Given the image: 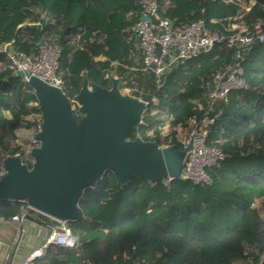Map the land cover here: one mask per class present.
Instances as JSON below:
<instances>
[{
	"label": "trees",
	"instance_id": "trees-1",
	"mask_svg": "<svg viewBox=\"0 0 264 264\" xmlns=\"http://www.w3.org/2000/svg\"><path fill=\"white\" fill-rule=\"evenodd\" d=\"M157 1L161 16L175 25L204 21L211 31L242 25L253 32L264 21V0ZM140 17L137 0H0V180L8 157L20 154L32 167L18 144L19 132L23 125L32 129V119L42 115L34 91L2 51L6 44L30 56L41 43L59 46L67 97L77 95L85 72L106 88L114 72L149 104L143 124L128 139L140 133L158 148L184 146L180 133L201 122L212 74L231 65L237 52L217 44L169 70L159 87L153 74L138 69L142 52L133 27ZM240 76L249 88L232 92L229 105L219 103L211 114L216 119L207 145L228 155L208 170L211 186L138 176L120 183L106 171L84 190L79 217L68 222L79 247L50 246L32 264H264V201L254 207L264 199V43L242 51ZM75 117H82L78 110ZM22 212L27 222L57 225L26 203L0 200L1 218Z\"/></svg>",
	"mask_w": 264,
	"mask_h": 264
},
{
	"label": "water",
	"instance_id": "water-1",
	"mask_svg": "<svg viewBox=\"0 0 264 264\" xmlns=\"http://www.w3.org/2000/svg\"><path fill=\"white\" fill-rule=\"evenodd\" d=\"M16 75L24 78L26 74L17 71ZM108 81L110 87H102L84 73L74 98L82 116L77 121L61 89L29 76L28 85L42 114L36 135L39 147L30 152L31 168L19 157L5 159L0 200L21 201L55 221L72 222L79 217L78 202L84 190L106 171L120 183L137 176L155 183L180 179L190 146L158 148L141 138L128 139L136 133L149 104L123 95L118 78L111 76Z\"/></svg>",
	"mask_w": 264,
	"mask_h": 264
},
{
	"label": "built area",
	"instance_id": "built-area-1",
	"mask_svg": "<svg viewBox=\"0 0 264 264\" xmlns=\"http://www.w3.org/2000/svg\"><path fill=\"white\" fill-rule=\"evenodd\" d=\"M137 1L141 8V17L134 25L133 32L138 39L139 49L142 52V63L138 69L153 74L159 87L162 86V79L169 70L189 59L210 51L217 44L223 43L227 49H235L237 52L236 60L231 65L222 71H216L212 74L211 79L207 83L209 87L207 95L209 103L205 114L201 122L191 129L184 141V146L189 145L190 150L185 156L180 180L202 186H211L213 181L208 174V170L228 158V155L222 149L207 145L208 128L215 123L216 119L211 114L219 103H223L226 106L229 105V95L232 92L249 88L248 84L240 76L242 51L255 43H264V21L257 23L253 32H249L242 25H233L231 29L223 33L209 30L205 26L204 21L175 25L170 19L161 16L157 0ZM2 51L7 53L15 73L22 71L26 74L22 78L26 83H28L29 76L36 77L64 92V82L59 75L62 53L59 46L51 44L40 45L36 56H30L15 50L10 44H6ZM120 84L123 95L134 97L133 89L126 87L121 80ZM68 98L72 104L75 103V97ZM145 115L146 111L142 114L138 125L143 124ZM35 118L36 131L32 137L30 150L39 147L36 135L41 130L42 115ZM140 135V133H137V138H140ZM14 156L20 158V154ZM165 182L169 184L172 181L168 179ZM25 219L26 215L22 212L13 217L12 221L23 223ZM56 222L57 225L52 227L50 236L43 249L28 256L24 264H32L36 258L42 257L50 246L70 250L79 247V240L73 235L68 222Z\"/></svg>",
	"mask_w": 264,
	"mask_h": 264
},
{
	"label": "crops",
	"instance_id": "crops-1",
	"mask_svg": "<svg viewBox=\"0 0 264 264\" xmlns=\"http://www.w3.org/2000/svg\"><path fill=\"white\" fill-rule=\"evenodd\" d=\"M51 230L46 224L39 226L26 219L19 223L0 217V264H24L28 256L43 249Z\"/></svg>",
	"mask_w": 264,
	"mask_h": 264
},
{
	"label": "rangeland",
	"instance_id": "rangeland-1",
	"mask_svg": "<svg viewBox=\"0 0 264 264\" xmlns=\"http://www.w3.org/2000/svg\"><path fill=\"white\" fill-rule=\"evenodd\" d=\"M113 73L114 72L109 73L108 77L113 76ZM113 77H116V76H113ZM153 102L155 104L158 103V101L156 99H153ZM72 105H73V108L75 110H77V105L76 104H72ZM35 119L36 118H33L32 120L34 121ZM35 131H36V124L33 126L32 129L27 128L26 125H23L21 130H20V132H19V142H18V144L21 145L25 155H29L30 154V151H31L30 149L32 147L31 141H32V137H33ZM165 131H167V130H165ZM187 135H188V133H184V132L181 131L180 138H181L182 142L185 141ZM263 201H264V199L257 200L254 207L260 209L261 206H262Z\"/></svg>",
	"mask_w": 264,
	"mask_h": 264
}]
</instances>
